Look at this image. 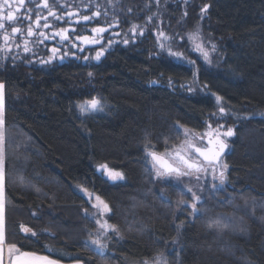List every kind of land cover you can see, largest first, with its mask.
<instances>
[{
  "label": "trees",
  "instance_id": "16d2710c",
  "mask_svg": "<svg viewBox=\"0 0 264 264\" xmlns=\"http://www.w3.org/2000/svg\"><path fill=\"white\" fill-rule=\"evenodd\" d=\"M150 2L113 0L145 36L103 67L40 68L0 53L7 248L82 264H151L155 257L165 264H264V118L257 116L264 112V0H160L149 22ZM159 19L162 31L181 39L176 47L192 66L156 53ZM197 27L205 45L216 46L211 63L184 48L183 33ZM216 96L228 113L220 120ZM91 97L103 111L81 114L77 105ZM209 123L234 129L223 160L226 184L216 190L202 179L157 178L148 152L182 144L181 125L203 133ZM104 164L123 179L104 177ZM184 184L201 196L194 216L177 204L191 202ZM95 196L111 209L96 217L124 237H100L102 252L86 243L98 235L90 215ZM216 219L228 225L223 232L207 227Z\"/></svg>",
  "mask_w": 264,
  "mask_h": 264
},
{
  "label": "snow or ice",
  "instance_id": "6c2138e0",
  "mask_svg": "<svg viewBox=\"0 0 264 264\" xmlns=\"http://www.w3.org/2000/svg\"><path fill=\"white\" fill-rule=\"evenodd\" d=\"M13 0H0V31H3L5 29L4 21L13 22L17 19L16 15L12 10H8L7 14L4 15L5 8L11 9ZM156 3L159 4L160 0H156ZM25 4V0H18V7L16 8V11H21V7ZM43 8L48 9V15L41 17L39 13H37L35 25L37 28L41 27L40 20L43 19L45 23L42 25L43 28H50L51 25L48 23V16L54 17L57 20H62L63 16H58L56 11L53 10L54 6H50L48 3V0H43ZM37 7H40V5H37ZM208 5H205L201 12L204 13L207 11ZM30 11V10H29ZM101 15L99 11V6H97V11L93 12L92 16L88 15H79L76 12L69 11L67 13V16L71 20L73 17H77L73 22L76 24H80L83 22H88L91 19L95 17H99ZM185 16L187 13L184 14ZM30 19V17H28ZM152 17L149 16L148 20L151 21ZM139 26L133 25L130 31L133 33V35L136 34V30ZM107 31L106 28L103 27H94L90 29V32L92 33L91 36L89 35H77L75 36V40L79 41L84 46H91V45H97L102 44V34ZM75 29L72 27L67 28H61L59 30L52 31L51 34H46L44 31H40L39 33L34 32L33 28L31 26L28 27L27 30V37H33L36 36L39 43H43L45 40L48 39H56L59 38V41L61 43L64 42H70L72 47H78V45L75 42H72L70 40L69 33H74ZM20 34L22 36V30L18 27H12L11 28V35H9L6 31L4 32L2 39L4 41V45L7 47V50H11L10 46L8 45V42L10 39H14V37ZM144 34V29H140L139 35ZM173 37L167 35L165 32L160 31L157 36V43L158 47L161 51H166L167 54L170 57H173L177 60H184V53L174 50L173 44L170 43V41H173ZM189 40L194 43V50L198 51L204 58V60L208 63H211V60L209 58V51L204 47L203 39L200 33L199 27H197L196 31L194 33L189 34ZM30 41L28 39H23V51L25 53H28L32 51L30 47H28ZM112 42L109 41V45ZM124 44H128L129 40L124 39ZM210 43V42H209ZM19 47V45H17ZM80 51H84V47L79 48ZM216 46L215 44L211 45V51H215ZM52 52V57L49 58V60L44 61L42 60L41 63H50L53 58L57 56L59 53V49L56 47H53L50 49ZM105 49L102 47L100 50H97L95 53V56L93 59L99 61L100 58L104 55ZM64 55H67V53H64L63 55H60L59 58L62 60L64 58ZM73 55H75L73 53ZM83 59L88 60L89 57L85 56ZM190 64H194V61H188ZM89 76L92 75V73L88 74ZM195 73H194V80H195ZM155 83V81H153ZM172 79L169 78V85L172 86ZM183 87V85H181ZM5 85L3 83H0V264H3V252H4V244H5V233H4V206H5V191H4V183H5V113H4V96H5ZM189 91L192 90L191 86H189ZM223 97L216 96V102L218 106V112H219V119H223L228 113L226 108L222 105ZM79 108L81 114H85L87 112L92 111H103V103L100 99L93 97L90 100H86L83 103L77 105ZM212 116H216V113H212ZM179 124V122H177ZM183 127V132L185 135V140L180 145H173L171 149L166 148V152H171V160L172 163H169L166 159H163L161 156H159L155 151H149L148 155L151 156L152 160L154 161L153 167L156 168V177L161 178L166 175H175L177 178L179 177H195L197 181L201 179L202 175H208L209 173L212 175L213 180L218 181V183H214L212 185L213 189L220 190L227 182V175L226 170L228 168V164L222 162L221 160V154L223 153L225 147L227 145L224 143V141L221 139V137H231L234 135V129L229 127L226 131H220V129H223V125H217L216 129H212V125L209 123L208 128L210 131H206L203 133L197 132L194 129H189L187 127ZM205 138H207L206 143H204ZM200 143H204V146H199ZM147 147V145H146ZM101 170H107L108 176L111 180L116 181L117 179H123V174L118 171H112L108 169V166L106 164L100 166ZM37 191H39L37 189ZM84 192L87 193V189H83ZM188 192L191 193V202L181 198L177 201L178 206L182 207L184 205H187L191 212L189 215H196L197 212L200 211V209L197 207L198 203L201 201V196L197 195L195 191L191 187L187 189ZM89 200L92 199V194L88 193ZM95 200L97 203H93L92 207L97 209L98 212L102 208L104 212H110L111 209L109 205L101 199L100 196H95ZM247 203V202H246ZM89 212L87 209H85V215H88ZM101 215H103V212H100ZM96 223L99 225V229L102 231H98V235L96 239H91L86 242L90 243L91 245H94L97 250L103 251L107 244L103 243L101 238L102 236H107L108 232L115 233L116 236H118L120 239H124L119 226L116 224H110L106 220L101 222L100 220H97ZM207 227L209 229H215L217 231L223 232L228 225L223 223L221 220L216 219L214 221H211L207 224ZM21 231L25 234L30 233L32 237L36 236V233L32 231L31 228L26 227L25 225H20ZM51 250V249H49ZM8 253L9 256H15V260L12 261V264H26V261L24 258H31V261L37 262V264H57L55 260L49 259L48 257H39V256H33L30 253H22L19 251V248L15 244H9L8 245ZM143 264H149V261L145 260ZM155 264H160V258L157 257V260Z\"/></svg>",
  "mask_w": 264,
  "mask_h": 264
},
{
  "label": "flooded vegetation",
  "instance_id": "af4514ba",
  "mask_svg": "<svg viewBox=\"0 0 264 264\" xmlns=\"http://www.w3.org/2000/svg\"><path fill=\"white\" fill-rule=\"evenodd\" d=\"M50 6H54L53 10L56 11L58 16H63L62 20H57L54 17L48 16V23L51 25L50 28H43L42 25L45 23L43 19L40 20L41 27L37 28L35 25V20L37 13L41 17L48 15V9L43 8V0H25V4L21 7V11L17 12L16 8L18 7V0H13L11 9L5 8L4 15L7 14L8 10H12L16 15L17 19L13 22L4 21L5 29L0 31V53L2 54H11L12 57L17 58L27 66L34 65L40 68H53V67H75L83 69L86 71H91L94 68H100L104 66V63L108 57L118 51L119 49L129 48L130 46L137 43L138 39H141L145 36V29L140 27L137 23H134L132 20H127L124 16L120 15L121 11L116 7L111 0H48ZM40 5V7H37ZM97 6H99V11L101 15L95 17L88 22H81L76 24L73 21L77 17H73L71 20L67 16L69 11L76 12L79 15H88L92 16L93 12L97 11ZM30 10V11H29ZM30 17V19L28 18ZM133 25H138L139 27L136 30V34L130 31ZM31 26L34 32L39 33L44 31L46 34H51L52 31L59 30L61 28L72 27L75 29L74 33H69L70 40L75 42L78 47H72L70 42L61 43L59 38L48 39L43 43H39L36 36L27 37L28 27ZM18 27L22 30V36L17 34L14 39H10L8 45L11 50H7V47L4 45L2 36L6 31L11 35V28ZM94 27H103L106 28L102 34V44L84 46L79 41L75 40L77 35H89L91 28ZM144 29V34L139 35L140 29ZM23 39H28L30 41L28 47L32 51L25 53L23 51ZM128 39L129 43L124 44L123 40ZM109 41L112 43L109 45ZM19 45V47H17ZM56 47L59 49V53L55 58L51 60L50 63H41L42 60L47 61L52 57L51 48ZM84 47V51H80L79 48ZM104 48V55L100 58L99 61L93 59L97 50ZM64 55V58L61 60L60 55ZM73 53L75 55H73ZM88 56L89 59L85 60L83 57ZM89 113V112H87ZM207 138H205L204 143H206ZM204 143H200L199 146L203 147ZM228 144L226 152L228 151ZM225 153L221 155V160L223 162ZM169 159L172 163L171 152H165L163 155Z\"/></svg>",
  "mask_w": 264,
  "mask_h": 264
},
{
  "label": "rangeland",
  "instance_id": "374dc122",
  "mask_svg": "<svg viewBox=\"0 0 264 264\" xmlns=\"http://www.w3.org/2000/svg\"><path fill=\"white\" fill-rule=\"evenodd\" d=\"M115 2H116V0H114ZM165 1H167L168 2V4H170L172 1L173 2H178L179 4H181V5H183L184 3H186V1L187 0H165ZM111 2L113 3V0H111ZM117 2H118V0H117ZM150 4H151V11L153 12L150 16L153 18V19H155V12L156 11H158L159 9H160V7H159V4H157L156 3V0H151V2H150ZM152 20V19H151ZM162 25V20L161 19H159L158 20V22L157 23H155L154 24V29L152 30V33H153V41H154V47H155V51H156V53L157 54H160V55H165V56H167L168 58H171L173 61H176V62H180V63H183V64H186L187 66H192L193 64H190V63H188V61H191V60H189V59H187V58H185L184 60H177V59H175V58H173V57H170L168 54H167V52L166 51H161L160 49H159V47H158V43H157V36H158V33L160 32V31H162L161 30V28H160V26ZM196 29L197 28H195V29H193V30H189V31H186V32H184L183 33V36L181 37L182 38V40H184L183 41V43H184V48H185V50H186V52L187 53H192V54H195V55H197L198 57H203L198 51H195L194 50V43L192 42V41H190L189 40V34L190 33H194L195 31H196ZM164 32V31H163ZM201 33V32H200ZM201 36H202V39L203 40H205V37L201 34ZM179 40H181L180 38H178V40L176 39V38H174L173 39V41H170V43H172L173 44V48H174V50H177V51H180V50H178L177 49V47H176V45H178L179 46V44H180V42H179ZM203 43H204V47L209 51V57H210V54H211V50L209 49V45L208 44H206L205 45V42L203 41ZM181 52V51H180ZM185 55V54H184ZM198 87V86H197ZM199 89H200V87H199ZM92 98V97H91ZM91 98H89V99H87V100H90ZM98 98V97H97ZM99 99V98H98ZM215 99V101H216V97L214 98ZM86 101V100H85ZM84 102V101H83ZM82 102V103H83ZM217 103V102H216ZM103 109H104V105H103ZM97 112H100V111H92V112H90V113H97ZM257 116H261V117H263L264 118V112H261L260 114H258ZM219 117V116H218ZM217 117V119H219ZM220 120V119H219ZM229 127H231V126H224L223 127V129H220V131H226L227 130V128H229ZM217 128V127H216ZM216 128H212V129H216ZM209 131H210V129H209ZM232 137V136H231ZM231 137H221V139L224 141V143H226V144H228L229 145V140H230V138ZM161 155H164L165 153H160ZM109 169V168H108ZM110 170H112V169H110ZM98 171H100L101 172V174L102 175H104V177H106V178H108L109 180H111L110 178H109V176H108V172H107V170H101L100 169V166L98 167ZM112 171H115V170H112ZM186 178H194L195 179V177L193 176V177H188V176H185ZM201 179L203 180V182H208V183H216V182H218V181H215V180H213V178H212V175L209 173L208 175H202L201 176ZM117 180H119V179H117ZM199 183V182H197V183H199V184H197V183H195L197 186L198 185H201V186H204V183ZM182 186H183V184H182ZM184 188L186 189V188H188V186H186L185 184H184ZM95 203H97V201L95 202ZM94 210H93V212L92 213H90V215L92 214V217L93 218H95L96 220H100L101 222H103V220H102V218L100 217H96V216H99V214H100V212H103L104 213V210L101 208L100 210H99V212H98V210L97 209H95V208H93ZM98 231H102V230H100L99 228L97 229V232ZM160 258V264H165V263H163L164 262V260L161 258V257H159ZM156 260H157V257H155L154 258V260L151 262V264H155V262H156Z\"/></svg>",
  "mask_w": 264,
  "mask_h": 264
},
{
  "label": "crops",
  "instance_id": "0c3cea01",
  "mask_svg": "<svg viewBox=\"0 0 264 264\" xmlns=\"http://www.w3.org/2000/svg\"><path fill=\"white\" fill-rule=\"evenodd\" d=\"M22 253H30L33 256H39V257H45L46 256L49 259L55 260L57 262V264H82L79 261H72V262L59 261V260H56L54 258H51V257H49L47 255L39 254V253H34V252H22ZM24 259L26 261V264H37V262L31 261V258L30 257L29 258H24ZM13 260H15V256H12V257L9 256L8 248H7V245L5 243L4 244V252H3V264H12V261Z\"/></svg>",
  "mask_w": 264,
  "mask_h": 264
},
{
  "label": "water",
  "instance_id": "95a60500",
  "mask_svg": "<svg viewBox=\"0 0 264 264\" xmlns=\"http://www.w3.org/2000/svg\"><path fill=\"white\" fill-rule=\"evenodd\" d=\"M225 144H226V143H225ZM226 145H227V144H226ZM226 149H227V147H225L223 153L226 152ZM223 153H222V154H223ZM157 154H158L159 156H161L163 159H166L169 163H171L167 157H165V156H163V155H161V154H159V153H157ZM222 154H221V155H222ZM149 159H150L151 163L154 164V161L152 160V158H151L150 155H149Z\"/></svg>",
  "mask_w": 264,
  "mask_h": 264
}]
</instances>
